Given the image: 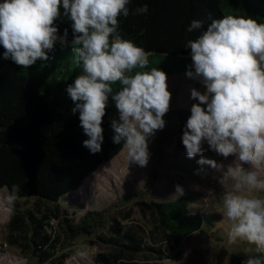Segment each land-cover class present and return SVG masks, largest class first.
Listing matches in <instances>:
<instances>
[{
  "label": "clouds",
  "instance_id": "clouds-1",
  "mask_svg": "<svg viewBox=\"0 0 264 264\" xmlns=\"http://www.w3.org/2000/svg\"><path fill=\"white\" fill-rule=\"evenodd\" d=\"M128 4L129 0H0V46L3 59L20 68L47 62L57 42L68 43V29L58 35L55 25L62 14L67 17L72 22L74 63L82 74L66 86V92L88 137L83 146L93 154L101 151V125L111 98L118 112V119L111 120L112 142L122 143L127 164L146 167L148 139L165 127L171 93L163 70L143 71L149 53L118 33V17L130 14ZM147 12L144 4L131 14ZM199 29L203 30L185 46L192 61L186 75L203 84L205 91L190 90L198 103L190 107L181 140L188 158L203 153L205 141L218 155L235 157L225 170L223 164L200 155L197 172L207 165L222 173L217 177L222 186L232 182L222 196L223 215L230 225L228 242H246L264 254V196L260 195L264 193V23L226 15L206 27L193 19L187 31ZM117 82L120 89L114 92L112 85ZM175 187L176 194L183 195V188ZM19 191L13 185L0 194L9 216L15 212ZM244 264H264V256L248 255Z\"/></svg>",
  "mask_w": 264,
  "mask_h": 264
},
{
  "label": "trees",
  "instance_id": "trees-1",
  "mask_svg": "<svg viewBox=\"0 0 264 264\" xmlns=\"http://www.w3.org/2000/svg\"><path fill=\"white\" fill-rule=\"evenodd\" d=\"M144 4L146 14H131ZM127 7L130 14L118 17L119 35L155 54L143 71L157 67L172 77L186 75L192 63L185 46L203 30L187 31L193 19L204 27L226 15L264 23V0H129ZM71 23L63 14L55 21L58 35L68 29V43L55 44L52 59L31 68L3 59L0 46V193L13 185L20 188L15 212L5 223V242L32 264H64L67 249L78 238L106 247L93 255L95 264L180 261L182 243L203 231L204 218L193 210L200 200L197 192L160 200L137 190L113 203L135 202L138 220L132 219L133 206L124 204L115 213L87 208L74 217L92 202L82 195L88 177L124 148L112 142L111 120L118 119V112L111 98L101 125V151L93 154L83 146L88 137L66 92L82 74L74 63ZM112 87L118 91L119 82ZM248 255L262 256L253 245L246 254H231L230 263L244 264Z\"/></svg>",
  "mask_w": 264,
  "mask_h": 264
},
{
  "label": "rangeland",
  "instance_id": "rangeland-1",
  "mask_svg": "<svg viewBox=\"0 0 264 264\" xmlns=\"http://www.w3.org/2000/svg\"><path fill=\"white\" fill-rule=\"evenodd\" d=\"M154 55H149V60L154 58ZM167 85L171 99L169 111L163 117L166 122L165 127L157 130L155 135L148 139L150 157L146 167H140L131 162L127 164L125 149H123L114 160L105 162L88 177L83 185L82 195L92 202L85 204L82 210L75 211L74 217L76 219L80 217L82 211L87 208L96 210L109 208L111 213H115V210L124 204V206H133L132 219L134 220L140 217L135 202L113 205L120 201L118 199L122 195L140 190L147 193L149 199L153 197L166 200L178 195L175 186L180 185L183 193L197 192L200 200L199 203L193 204V210L201 213L204 218L203 231L182 243L181 248L184 252L180 261L166 259L155 264H231V254H246L253 245L241 241L234 244L228 242L227 231L230 225L223 215L222 196L224 192L231 190L232 182L229 180L222 186L217 179L222 173L216 172L207 165L204 166L203 172L198 173L197 170L201 166L197 164V160L200 155H203L223 164L226 170V166L231 164L235 157L230 155L224 158L218 155L209 149L206 141L202 145L203 153L193 158L187 157L181 140L182 132L190 116L191 105L198 103L191 98L190 90L196 88L203 92L205 86L187 75L167 76ZM244 167L248 165L245 164ZM260 195L264 196V193ZM8 215L3 204L0 203V264H32L5 242V223ZM102 249L106 247L99 243L91 245L86 239L78 238L67 249L64 264H95L92 257ZM81 251L88 254L81 257L79 255ZM166 254L171 255L172 251H167ZM261 255L264 256V254ZM138 259L141 260L140 257Z\"/></svg>",
  "mask_w": 264,
  "mask_h": 264
}]
</instances>
